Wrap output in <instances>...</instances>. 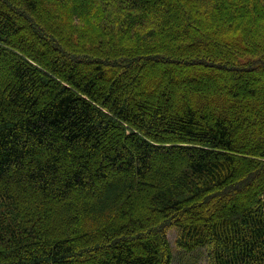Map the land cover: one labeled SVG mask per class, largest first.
<instances>
[{
	"label": "trees",
	"instance_id": "trees-1",
	"mask_svg": "<svg viewBox=\"0 0 264 264\" xmlns=\"http://www.w3.org/2000/svg\"><path fill=\"white\" fill-rule=\"evenodd\" d=\"M171 228L264 264V0H0V264H171Z\"/></svg>",
	"mask_w": 264,
	"mask_h": 264
},
{
	"label": "rangeland",
	"instance_id": "rangeland-1",
	"mask_svg": "<svg viewBox=\"0 0 264 264\" xmlns=\"http://www.w3.org/2000/svg\"><path fill=\"white\" fill-rule=\"evenodd\" d=\"M165 3H168V0H165ZM177 235L178 230L176 228L167 231V238L172 250L171 264H209L208 251L205 247L192 252H184L176 246Z\"/></svg>",
	"mask_w": 264,
	"mask_h": 264
}]
</instances>
